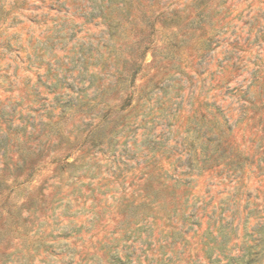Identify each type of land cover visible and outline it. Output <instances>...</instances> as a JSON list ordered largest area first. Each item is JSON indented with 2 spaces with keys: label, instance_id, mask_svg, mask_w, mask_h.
<instances>
[{
  "label": "rangeland",
  "instance_id": "obj_1",
  "mask_svg": "<svg viewBox=\"0 0 264 264\" xmlns=\"http://www.w3.org/2000/svg\"><path fill=\"white\" fill-rule=\"evenodd\" d=\"M1 135L0 264H207L210 224L213 259L238 255L264 223L242 226L264 201V0H0Z\"/></svg>",
  "mask_w": 264,
  "mask_h": 264
},
{
  "label": "trees",
  "instance_id": "obj_2",
  "mask_svg": "<svg viewBox=\"0 0 264 264\" xmlns=\"http://www.w3.org/2000/svg\"><path fill=\"white\" fill-rule=\"evenodd\" d=\"M0 149H6V141L8 139V135H1L0 136ZM195 206H192V212L189 216V221L193 224L196 223V211ZM248 209V210H247ZM258 209V206H257ZM224 210V209H222ZM246 210V217L243 221V229H246L247 222L249 220V217L252 213L256 212L257 215L264 214V201H263V209L262 210H252L248 206L245 208ZM256 210V211H255ZM237 209L233 213V218H235ZM235 215V216H234ZM264 218V217H263ZM209 220L213 221L212 217H209ZM221 222L222 218L219 219ZM234 220L230 223H228V227L230 226V233L237 234L239 232V225L233 226ZM215 222V221H214ZM213 222V223H214ZM256 227V228H255ZM249 231H245L244 235L239 238L238 240L241 241L240 248H239V254L234 256H226V253L223 252V248H220L219 251H221V254H218L213 259V255L215 253V247H217V241L220 237V233L222 234L225 230H227V227L220 226L219 234L213 235V230H211V224L209 225L207 231L205 232L204 239L206 240L203 244L204 251L203 254L206 256L207 264H221L222 259L221 258H227L228 262L227 264H264V223L257 224ZM179 235V233H178ZM176 237V236H175ZM221 237L224 238L223 235ZM226 242H223L221 245L225 246ZM235 248V246H233ZM233 247H231L229 250H233ZM220 253V252H218ZM111 264H134V261L131 259V256L125 255L124 259L119 257L118 253H115L113 257H111Z\"/></svg>",
  "mask_w": 264,
  "mask_h": 264
}]
</instances>
